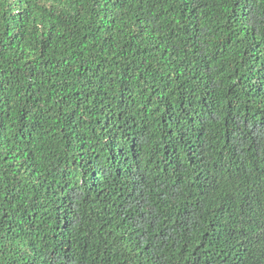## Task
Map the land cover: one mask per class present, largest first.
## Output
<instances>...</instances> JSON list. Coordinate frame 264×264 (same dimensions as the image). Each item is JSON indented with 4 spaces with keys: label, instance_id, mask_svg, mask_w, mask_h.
Returning a JSON list of instances; mask_svg holds the SVG:
<instances>
[{
    "label": "trees",
    "instance_id": "obj_1",
    "mask_svg": "<svg viewBox=\"0 0 264 264\" xmlns=\"http://www.w3.org/2000/svg\"><path fill=\"white\" fill-rule=\"evenodd\" d=\"M0 264H264V0H0Z\"/></svg>",
    "mask_w": 264,
    "mask_h": 264
}]
</instances>
